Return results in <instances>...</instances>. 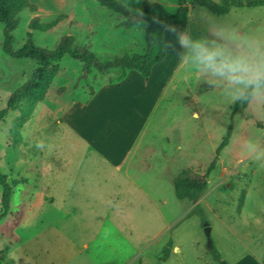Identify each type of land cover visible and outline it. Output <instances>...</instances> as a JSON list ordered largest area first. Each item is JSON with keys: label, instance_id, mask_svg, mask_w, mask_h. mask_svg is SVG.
<instances>
[{"label": "rangeland", "instance_id": "obj_1", "mask_svg": "<svg viewBox=\"0 0 264 264\" xmlns=\"http://www.w3.org/2000/svg\"><path fill=\"white\" fill-rule=\"evenodd\" d=\"M29 1L37 10L18 14L14 49L32 17L49 22L60 14L51 30L33 31L37 45L53 49L71 34L100 60L144 49L146 24L119 26L124 17L97 0ZM120 1L141 12L142 0ZM151 1L170 12L178 6ZM186 4L185 28L170 26L177 31L200 36L218 24L264 40V5L215 15ZM3 28L0 108L37 65L2 51ZM169 42L176 38L164 30V57L147 77L135 69L84 74L83 63L64 57L46 98L22 100L0 121V171L12 187L0 219L2 264H154L169 239L163 264H264V166L243 147L264 144V107L238 110L216 154L233 104L186 69ZM214 159L206 191L177 199L173 178L185 168L204 175ZM1 194L0 185V211Z\"/></svg>", "mask_w": 264, "mask_h": 264}, {"label": "trees", "instance_id": "obj_2", "mask_svg": "<svg viewBox=\"0 0 264 264\" xmlns=\"http://www.w3.org/2000/svg\"><path fill=\"white\" fill-rule=\"evenodd\" d=\"M193 5L204 7L215 15H223L230 11L232 7H255L264 5V0H190ZM106 9L124 17L119 26L131 28L143 21L146 24L144 32L145 46L142 52L117 55L112 59L100 60L90 49L89 45L80 44L71 34L60 36L53 49L37 45L33 38V31H49L59 24L65 15L60 14L49 22H42L38 16H34L28 23L29 30L26 32V39L23 44L14 49V35L19 18L18 14L27 9L36 11L37 6L29 0H0V22L3 23L2 51L12 58H26L37 62L30 78L12 91L3 108H0V121L9 111L16 109L22 100L39 102L46 98L48 90L58 75L60 68L58 61L64 57H69L83 63V72L88 74L92 69L104 74L112 69H120L122 72L128 69H135L143 76H149L152 66L164 57L163 32L165 26L178 24L185 28L187 23L186 0H178V6L173 12L168 11L161 3L151 0L141 1V12L139 14L130 13L129 8L120 0H97ZM65 87H60L62 91ZM247 104L237 102L232 105L231 121L226 128V133L216 149V154L228 144L233 129V116ZM215 167V159L212 160L204 175H195L189 169L181 170L172 180L174 195L177 199L195 200L207 189V176ZM1 211L0 219L8 213L12 187L6 175L0 171ZM172 247V240L169 239L161 248V253L154 264H163L167 261ZM0 249V264L1 261ZM216 257V253H213ZM218 264H229L221 261Z\"/></svg>", "mask_w": 264, "mask_h": 264}, {"label": "clouds", "instance_id": "obj_3", "mask_svg": "<svg viewBox=\"0 0 264 264\" xmlns=\"http://www.w3.org/2000/svg\"><path fill=\"white\" fill-rule=\"evenodd\" d=\"M165 30L176 38L175 45L165 47L175 50L178 45L186 69L220 90L229 103L264 107V40L218 24L200 36L190 29ZM243 147L249 158L264 166V144L249 140Z\"/></svg>", "mask_w": 264, "mask_h": 264}]
</instances>
